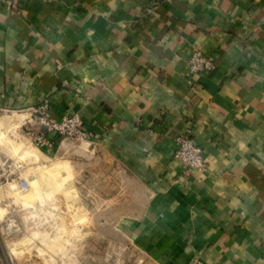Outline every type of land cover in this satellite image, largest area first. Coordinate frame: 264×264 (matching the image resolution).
<instances>
[{
    "label": "crops",
    "instance_id": "obj_1",
    "mask_svg": "<svg viewBox=\"0 0 264 264\" xmlns=\"http://www.w3.org/2000/svg\"><path fill=\"white\" fill-rule=\"evenodd\" d=\"M193 47L214 71L190 76ZM44 102L99 139L39 151L20 131ZM181 134L205 170L175 160ZM101 156L134 264H264V0H0V160Z\"/></svg>",
    "mask_w": 264,
    "mask_h": 264
},
{
    "label": "rangeland",
    "instance_id": "obj_2",
    "mask_svg": "<svg viewBox=\"0 0 264 264\" xmlns=\"http://www.w3.org/2000/svg\"><path fill=\"white\" fill-rule=\"evenodd\" d=\"M11 158L6 166L13 177L0 186V264H134L130 247L114 242L107 223L118 217L120 201L131 198L122 194L116 170L104 177L102 156L89 163L71 158L74 176L58 160L37 170ZM22 178L29 196L19 188Z\"/></svg>",
    "mask_w": 264,
    "mask_h": 264
},
{
    "label": "built area",
    "instance_id": "obj_3",
    "mask_svg": "<svg viewBox=\"0 0 264 264\" xmlns=\"http://www.w3.org/2000/svg\"><path fill=\"white\" fill-rule=\"evenodd\" d=\"M149 13L151 9L147 10ZM216 68L215 62L208 58L199 48L193 47L191 57L188 62V71L190 76H196L203 72H212ZM29 117L31 119H29ZM29 117L25 120L23 131L39 151L45 155H50L54 149V142L49 138L50 134H57L61 143L67 144L81 143L94 145L93 139H99L98 134H94L87 130L77 115L65 116L56 119L52 116L50 104L44 102L29 113ZM176 152L175 160L178 162L185 174H191L195 170L206 169V159L204 150L197 145L189 134H181L175 138ZM13 172L10 167L6 166L0 160V186L9 179H12ZM19 188L29 196V184L24 178L18 182ZM31 197V196H30ZM188 264H204L197 258L192 259Z\"/></svg>",
    "mask_w": 264,
    "mask_h": 264
}]
</instances>
